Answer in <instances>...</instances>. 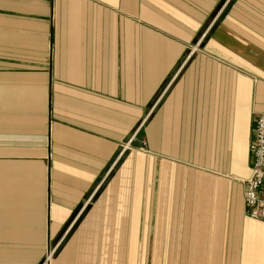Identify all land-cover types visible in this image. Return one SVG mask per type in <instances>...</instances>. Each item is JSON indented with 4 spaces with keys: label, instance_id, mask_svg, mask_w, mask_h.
<instances>
[{
    "label": "crops",
    "instance_id": "crops-1",
    "mask_svg": "<svg viewBox=\"0 0 264 264\" xmlns=\"http://www.w3.org/2000/svg\"><path fill=\"white\" fill-rule=\"evenodd\" d=\"M260 113L264 0H0V264H264Z\"/></svg>",
    "mask_w": 264,
    "mask_h": 264
},
{
    "label": "built area",
    "instance_id": "built-area-1",
    "mask_svg": "<svg viewBox=\"0 0 264 264\" xmlns=\"http://www.w3.org/2000/svg\"><path fill=\"white\" fill-rule=\"evenodd\" d=\"M249 154L251 175L245 181V200L250 216L264 219V113H260L255 120Z\"/></svg>",
    "mask_w": 264,
    "mask_h": 264
},
{
    "label": "rangeland",
    "instance_id": "rangeland-1",
    "mask_svg": "<svg viewBox=\"0 0 264 264\" xmlns=\"http://www.w3.org/2000/svg\"><path fill=\"white\" fill-rule=\"evenodd\" d=\"M204 45H205V43H202V46H204ZM201 48H202V47H201ZM201 48H200V49H201Z\"/></svg>",
    "mask_w": 264,
    "mask_h": 264
}]
</instances>
